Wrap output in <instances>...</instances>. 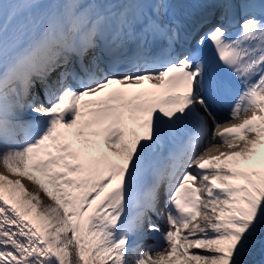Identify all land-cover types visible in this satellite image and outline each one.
<instances>
[{"label":"snow or ice","instance_id":"obj_1","mask_svg":"<svg viewBox=\"0 0 264 264\" xmlns=\"http://www.w3.org/2000/svg\"><path fill=\"white\" fill-rule=\"evenodd\" d=\"M0 167V264H264V0H0Z\"/></svg>","mask_w":264,"mask_h":264},{"label":"bare ground","instance_id":"obj_2","mask_svg":"<svg viewBox=\"0 0 264 264\" xmlns=\"http://www.w3.org/2000/svg\"><path fill=\"white\" fill-rule=\"evenodd\" d=\"M0 172H2V171H4V169L2 168V167H0ZM24 183H25V185H28L29 183H28V181H24ZM154 220H156V222L158 223V224H162V221L159 219V218H157V217H154ZM162 226H166V225H163L162 224ZM147 243H149V244H151V243H154V241L152 240V239H149L148 241H147Z\"/></svg>","mask_w":264,"mask_h":264},{"label":"rangeland","instance_id":"obj_3","mask_svg":"<svg viewBox=\"0 0 264 264\" xmlns=\"http://www.w3.org/2000/svg\"><path fill=\"white\" fill-rule=\"evenodd\" d=\"M1 170V169H0ZM12 178H15V177H12ZM26 186H28V187H31V185L30 184H28V185H26Z\"/></svg>","mask_w":264,"mask_h":264}]
</instances>
